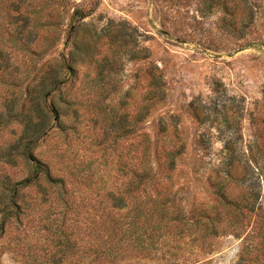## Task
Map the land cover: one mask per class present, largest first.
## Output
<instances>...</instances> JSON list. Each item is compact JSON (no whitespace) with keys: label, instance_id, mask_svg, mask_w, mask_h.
Masks as SVG:
<instances>
[{"label":"rangeland","instance_id":"rangeland-1","mask_svg":"<svg viewBox=\"0 0 264 264\" xmlns=\"http://www.w3.org/2000/svg\"><path fill=\"white\" fill-rule=\"evenodd\" d=\"M18 1L29 7L37 29L33 46L46 50L43 56L26 55L33 61L22 64L29 74L22 77L23 98L30 78L47 61L78 54L87 62L78 63L76 76L56 93L61 124H54L34 152L65 185L50 189L46 198L36 188L25 192L21 220L0 237V264H87L89 228L98 227L94 219L101 222L103 208L111 207L109 193L120 194L124 171L134 170L141 133L159 145L176 136L185 144L187 152L177 160L176 189L188 208L213 201L209 178L230 143L253 168L246 183L259 186L264 234V0L0 3ZM76 9L88 17L78 37L69 38ZM53 29L52 47L45 39ZM156 66L164 75L166 100L151 108L142 96L147 73ZM144 105L147 115L140 123ZM165 126L168 131L161 134ZM1 137L12 138L10 130ZM8 172L16 179L28 174L22 165ZM243 239L221 235L211 254L192 262L185 260L187 251L178 263L244 264ZM169 257L161 248L153 260L121 264H172Z\"/></svg>","mask_w":264,"mask_h":264},{"label":"trees","instance_id":"trees-1","mask_svg":"<svg viewBox=\"0 0 264 264\" xmlns=\"http://www.w3.org/2000/svg\"><path fill=\"white\" fill-rule=\"evenodd\" d=\"M87 17L82 10L73 12L69 38L78 37L83 30L81 22ZM32 18L29 7L25 8L19 1L8 5L0 3V237L11 223L21 220L26 191L39 189L46 198L50 189L65 185L34 152L54 124H61V109L54 100L56 93L76 76V65L87 62L78 58V54L71 59L61 57L47 61L43 71L30 78L27 95L23 98L20 95L23 79L29 78V74L22 72V64L33 61L26 55L46 54V50L39 51L33 46L38 41V33ZM77 18L80 19L75 22ZM55 39L53 29L45 41L53 47ZM99 66L105 67V64ZM99 76L103 77L102 71ZM147 76V92L142 98L151 103V108H157L166 100L164 75L156 66ZM146 115V106H141L138 121L143 122ZM201 118L197 116L198 120ZM5 130H10L12 138L2 139ZM167 131L166 126L160 129L161 134ZM138 137V161L134 170L124 171L125 182L120 194L109 193L111 207L107 211L103 208L101 222L94 219L98 227L89 228L87 264L153 260L161 248L170 254L172 264H179L178 258L184 257L187 251L185 260L193 262L199 255L198 259L211 254L215 240L229 234L244 238L241 260L244 264H264L260 190L255 182L247 185V177L250 181L254 171L242 160L239 151L230 147V143L221 151L223 160L214 167L209 178L213 201L188 208L183 204L181 191L176 189L177 160L187 152L181 138L165 139L159 145L146 133ZM20 165L28 174L16 179L8 169Z\"/></svg>","mask_w":264,"mask_h":264}]
</instances>
